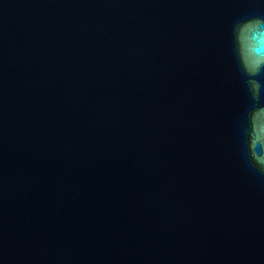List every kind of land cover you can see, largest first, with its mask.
<instances>
[{"label":"water","instance_id":"1","mask_svg":"<svg viewBox=\"0 0 264 264\" xmlns=\"http://www.w3.org/2000/svg\"><path fill=\"white\" fill-rule=\"evenodd\" d=\"M0 264H264V0H0Z\"/></svg>","mask_w":264,"mask_h":264},{"label":"clouds","instance_id":"2","mask_svg":"<svg viewBox=\"0 0 264 264\" xmlns=\"http://www.w3.org/2000/svg\"><path fill=\"white\" fill-rule=\"evenodd\" d=\"M253 85H254L255 87H257V85L255 84V82H253Z\"/></svg>","mask_w":264,"mask_h":264}]
</instances>
